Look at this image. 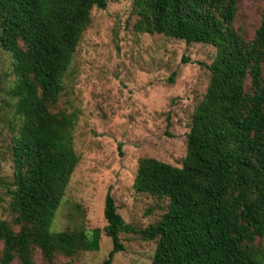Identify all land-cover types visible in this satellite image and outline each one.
Listing matches in <instances>:
<instances>
[{
    "label": "trees",
    "instance_id": "trees-1",
    "mask_svg": "<svg viewBox=\"0 0 264 264\" xmlns=\"http://www.w3.org/2000/svg\"><path fill=\"white\" fill-rule=\"evenodd\" d=\"M105 5L0 0V50L9 58L0 103L12 164L4 183L0 264H70L78 251L97 250L101 233L111 242L101 264H109L122 250L121 232L155 241L150 264H263L264 5L246 39L233 26L238 0H131L135 31L214 47L184 156L180 166L151 157L136 161L132 189L166 201L154 223L135 230L124 222L108 187L102 228L49 229L78 160L75 114L57 107L63 77L90 9ZM58 255L68 260L57 261Z\"/></svg>",
    "mask_w": 264,
    "mask_h": 264
},
{
    "label": "rangeland",
    "instance_id": "rangeland-1",
    "mask_svg": "<svg viewBox=\"0 0 264 264\" xmlns=\"http://www.w3.org/2000/svg\"><path fill=\"white\" fill-rule=\"evenodd\" d=\"M263 5L264 0H238L233 26L246 39L258 25ZM134 17L131 0H106L103 9L93 6L64 74L57 107L75 114L72 146L78 160L52 217V231L102 228L108 187L116 211L135 230L157 221L165 209V200L132 189L136 161L151 157L180 166L214 47L135 31ZM8 66L9 58L0 50V86ZM261 72L264 77V64ZM3 111L0 103V218L6 217L4 183L12 171ZM119 240L122 250L113 253L109 264H150L154 240L137 232H121ZM260 243L264 245V236ZM110 248V239L101 233L98 249L78 251L70 264H101ZM34 259L40 261L38 252ZM56 260L68 258L58 255Z\"/></svg>",
    "mask_w": 264,
    "mask_h": 264
}]
</instances>
